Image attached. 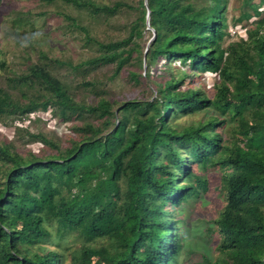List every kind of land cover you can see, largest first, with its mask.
Wrapping results in <instances>:
<instances>
[{
	"label": "trees",
	"instance_id": "1",
	"mask_svg": "<svg viewBox=\"0 0 264 264\" xmlns=\"http://www.w3.org/2000/svg\"><path fill=\"white\" fill-rule=\"evenodd\" d=\"M41 1L86 12L96 22L136 10L126 0L100 7L93 0ZM138 3L139 17L126 39L100 44L83 29L86 41L99 46L98 59L74 66L43 54L45 63L32 64L0 87V121L16 115L30 124L51 110L61 121H84L76 129L80 139L65 147L27 127L23 131L39 151L21 154L0 143V264H65L63 245L73 235L82 246L71 264H178L187 244L185 221L167 207L181 209L207 191L203 174L211 167L222 173L226 206L208 232L217 226L216 250L223 257L206 255L202 264H264V0H243L244 10L231 20L227 0ZM63 16L70 30H82L81 19ZM30 17L20 14L14 27ZM146 28L156 35L142 53L141 67L164 59L211 74L217 78L212 98L204 88L183 90L186 73L171 76L160 98L124 102L117 112L108 100L74 101L70 88L49 70L56 64L77 72L102 63L115 65L117 76L140 49ZM7 68L1 60L0 69ZM129 74L139 83L135 72ZM202 112L206 116L196 123H178ZM45 147L54 153L42 154ZM223 150L230 154L221 155ZM102 240L107 244L96 247Z\"/></svg>",
	"mask_w": 264,
	"mask_h": 264
},
{
	"label": "rangeland",
	"instance_id": "2",
	"mask_svg": "<svg viewBox=\"0 0 264 264\" xmlns=\"http://www.w3.org/2000/svg\"><path fill=\"white\" fill-rule=\"evenodd\" d=\"M97 6L110 5L124 0H93ZM228 6L226 17L229 20L238 16L244 10L243 0H227ZM136 8L134 11L118 12L115 16H99L92 19L86 12L80 13L72 7H65L61 3L52 5L41 0H0V61L7 62L6 70L0 69V87H7V78L27 73L29 67L34 63H45L42 55H48L52 59H62L71 62L74 66L84 64L96 57H100L99 46L96 43H108L126 39L132 22L139 17V0H126ZM22 13L31 15L29 23L21 28L14 27L16 17ZM69 13L71 16L81 19L82 30L72 31L68 27L69 22L63 15ZM228 24H232L231 22ZM88 35L94 42L88 43L85 35ZM75 30V29H74ZM232 36L234 29H229ZM153 30L146 28L143 38L138 41L140 49L133 54L129 64L125 66L119 75H115L116 66L96 64V67L84 65L79 71H72L68 67L49 65V70L56 78H59L70 89L74 101L85 105L98 104L101 99L111 102L114 111H117L124 102L129 101H153L159 97V91L163 84L171 76L184 77L183 90H194L204 88L212 98L215 90L211 89L217 78L211 74H202L196 70H189L186 66H180L178 61L158 60L149 69L144 64L141 67L140 60L142 53L154 39ZM244 35V32L241 33ZM234 37L227 38L225 46L234 41ZM30 56V58H28ZM145 57V56H144ZM149 71V75L147 74ZM130 72H135L139 77V83L131 79ZM187 73V74H186ZM85 83H94V87L86 88ZM15 94L20 96V90L16 89ZM22 96V95H21ZM20 98V97H19ZM26 100V97H24ZM118 112V111H117ZM56 113V112H55ZM118 114V113H117ZM211 114V113H210ZM53 115V117L51 116ZM205 113H196L189 116H182L178 123L189 125L196 123L205 117ZM39 119V120H38ZM19 116L13 115L0 121V143L11 145L19 153L26 154L30 150L39 151V145L25 135L23 131L27 127L31 133H43L51 141L62 147L67 146L73 140H79L80 136L76 129L83 126L84 121L79 118H72L69 121H61L54 111L49 114L40 113L35 119L30 118V124ZM102 122V121H101ZM97 123V120H96ZM100 123V122H99ZM22 130H21V129ZM23 131V132H22ZM221 131V130H218ZM77 132V133H76ZM225 145H227L225 143ZM230 147V145H228ZM46 149V150H45ZM54 153L50 147H45L42 154ZM221 155H229V151L223 150ZM41 155V153H40ZM193 169L199 172V166L193 165ZM222 173L218 167H211L203 174L208 180L207 191L201 190V196L191 199L183 207L167 209L173 210L175 215L180 213V218L185 221L184 232L187 234L185 245L178 264H202L203 257L208 255L213 260H218L223 255L216 250L220 236L217 226L213 225L214 233L209 234L208 228L217 220L219 213L226 206V199L222 191ZM176 220V217L174 218ZM107 241H99L95 246L106 245ZM82 241L73 235L63 245L66 254L65 264H71L73 255L81 248ZM51 250H57L48 245ZM37 251V249H34ZM61 251V250H60ZM94 261H97L94 259ZM176 264V263H172Z\"/></svg>",
	"mask_w": 264,
	"mask_h": 264
},
{
	"label": "water",
	"instance_id": "3",
	"mask_svg": "<svg viewBox=\"0 0 264 264\" xmlns=\"http://www.w3.org/2000/svg\"><path fill=\"white\" fill-rule=\"evenodd\" d=\"M148 24H149V16H148ZM155 35H156V34H154V38H155ZM148 46H149V45H148ZM148 48H149V47H148ZM148 48H147V51H148Z\"/></svg>",
	"mask_w": 264,
	"mask_h": 264
},
{
	"label": "built area",
	"instance_id": "4",
	"mask_svg": "<svg viewBox=\"0 0 264 264\" xmlns=\"http://www.w3.org/2000/svg\"><path fill=\"white\" fill-rule=\"evenodd\" d=\"M233 29V28H232ZM236 33V31L234 30V32H233V34H235Z\"/></svg>",
	"mask_w": 264,
	"mask_h": 264
}]
</instances>
